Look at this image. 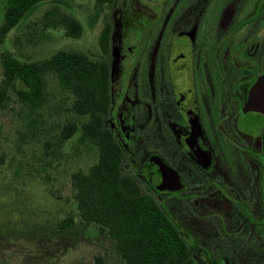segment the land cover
I'll return each mask as SVG.
<instances>
[{
    "label": "rangeland",
    "instance_id": "374dc122",
    "mask_svg": "<svg viewBox=\"0 0 264 264\" xmlns=\"http://www.w3.org/2000/svg\"><path fill=\"white\" fill-rule=\"evenodd\" d=\"M6 1L0 0V23ZM53 5L81 21L80 37H70L63 29L42 30L39 19ZM96 10L95 0H44L0 43V53L10 49L22 60H34L58 49H77L98 59L103 56L99 37L110 21L111 95L122 113L116 123L112 112L107 124L127 129L132 101L136 118L133 150L138 165L125 154L123 173L137 177L144 193L167 204L191 239L209 250L212 264H264V205L260 210V201L248 193L260 187L263 176L264 165L254 152L260 150V137L254 148L248 138L259 135L263 118L243 111L248 90L264 72V0H115L97 18ZM29 33L35 35L34 44H15L17 37L25 39ZM170 48L174 56L185 52L193 75L209 87L198 85L197 99L180 106L181 112L175 110L172 93L178 84L190 86L192 78L188 73L181 79ZM234 61L242 66L237 68ZM50 89L58 94L51 78ZM10 94L16 98L14 90ZM206 95H212L211 105ZM201 103L206 115L202 122L193 115ZM171 112L178 113L180 122H190L189 138L196 145L179 140L183 131L178 124L166 125ZM22 129L18 103L0 109V264H93L98 254L106 255L109 264L121 263L111 236L97 224L80 222L72 195L70 171L88 167L94 157L72 153L47 174L38 172L44 149L36 142L21 144ZM76 136L66 143L67 150ZM150 154L151 162L161 157L188 179L186 194L179 195L180 188L151 192L147 169L141 170ZM137 169L141 171L136 174ZM204 184L211 185L206 189ZM68 212L76 215V224L58 231L56 222ZM195 258L197 264H209L200 252Z\"/></svg>",
    "mask_w": 264,
    "mask_h": 264
},
{
    "label": "trees",
    "instance_id": "16d2710c",
    "mask_svg": "<svg viewBox=\"0 0 264 264\" xmlns=\"http://www.w3.org/2000/svg\"><path fill=\"white\" fill-rule=\"evenodd\" d=\"M42 1L7 0L0 23V43ZM114 1L95 0L94 17ZM38 24L42 30L63 29L74 38L80 37L84 30L74 14L58 5L48 8ZM112 32V24L106 20L99 37L103 56L98 59L82 50L58 49L47 57L22 60L12 50H3L0 109L6 110L14 101L18 103L23 126L19 131L21 144L36 142L44 149L42 170L38 172L47 174L54 164L58 166L71 158L72 153L75 157H94L88 167L78 166L70 171L72 195L80 222L97 224L101 232L114 240L121 258L119 264H197V252L212 264L207 257L209 250L191 239L190 232L165 205L142 191L137 177L122 171L125 151L115 130L107 124L112 112ZM27 36L17 37L15 44L19 47L34 44L35 35ZM50 78L55 81L58 94L51 91ZM75 135L67 150L66 143ZM74 224L76 215L68 212L56 222L55 228L63 231ZM93 264H109L108 258L98 254Z\"/></svg>",
    "mask_w": 264,
    "mask_h": 264
},
{
    "label": "flooded vegetation",
    "instance_id": "af4514ba",
    "mask_svg": "<svg viewBox=\"0 0 264 264\" xmlns=\"http://www.w3.org/2000/svg\"><path fill=\"white\" fill-rule=\"evenodd\" d=\"M247 42L245 41V42H243V46H244V44H246ZM242 47V46H241ZM241 49V48H240ZM240 49L238 50V52L240 51ZM169 55H171V48L169 49V53H168ZM121 57H122V55H121ZM168 60L170 61V59L168 58ZM234 64L236 65V67L237 68H239V66L241 67L242 65H238V63L236 62V61H234ZM167 66H168V64H167ZM176 69H177V71H179V72H181V73H184V64L181 66V67H176ZM190 70H191V72H190V74H191V78H192V83L190 84V87H187V86H184L183 88L181 87V85L180 84H178L177 85V88L178 89H176V91L174 92V93H172L173 94V99H174V104H176V108H175V110L177 109V110H179L180 112L182 111V109H179L180 108V106H185V105H187V104H191L192 103V101H194L195 99H197V95H198V85H200V84H202V86H201V88L204 90V89H206V88H209V87H207V84H205V83H201V79H200V82L196 79V76H194L193 75V65H192V67L190 68ZM165 72V75H166V70L164 71ZM257 73V72H256ZM169 74V73H168ZM262 74H264V72L262 73ZM262 74H259L257 77H259L260 75H262ZM159 75H160V73H159ZM170 75V74H169ZM167 76V75H166ZM165 76V77H166ZM165 77H164V79H165ZM176 78V80L177 81H179V83H180V79L179 78H177V77H175ZM257 79V78H256ZM121 82V81H120ZM156 82H157V84H158V78H157V80L155 81V84H156ZM255 82V81H254ZM253 82V83H254ZM156 84V85H157ZM161 84V83H160ZM253 85V84H252ZM160 86V85H159ZM248 92H249V90H248ZM186 95H185V94ZM184 94V95H183ZM119 95V94H118ZM187 95H189L188 97L189 98H186L187 97ZM247 95H248V93H247ZM247 95H246V97L244 98V104H245V102H246V99H247ZM130 97L132 98V95H130ZM212 95L211 96H209V95H206V98H207V100L206 101H209L208 102V104H210V102H212ZM244 104H243V106H244ZM211 105V104H210ZM200 106V105H199ZM188 107V106H187ZM115 109V110H114ZM129 109L131 110V118H132V121L131 122H129V124H128V128L127 129H123V130H121L120 129V126H118V124H116V123H118L119 121H120V114L119 113H122V111H121V107H120V103H118V104H114L113 102H112V112H113V114H114V120L116 121L117 120V122L112 126V128L115 130V132H116V134H117V136H118V138H119V140L122 142V145H123V148H124V151H125V154L127 155H130L132 158H133V162H134V166H137L138 165V159H137V156L135 155V153H134V150H133V148H134V141H133V133L135 132V123H136V118H135V114H134V101H132V103H131V105H129ZM174 110V111H175ZM178 111V112H179ZM111 112V113H112ZM196 112V110H194L193 111V115H196L197 114V120L199 119L201 122L202 121H204V118H203V116H206L205 115V111H204V106H203V104L201 103V107H200V109L198 110V112L197 113H195ZM187 114H189V116L190 115H192L190 112H188ZM178 116V113H175L174 115H173V112H171V117H167V120H166V125L167 124H170L171 126H175L176 127V125L178 124V126H180L181 127V129H180V131L182 132L181 134H180V138H179V140L182 142V141H184V142H186V143H190V145H192L193 146V144H195L196 145V142L194 141V138L191 140L190 138H189V133L191 132V130H192V128L190 127V122H188L189 123V125L188 124H185V122H180L177 118ZM181 116V115H180ZM177 120H178V123H177ZM181 123H183V125H179V124H181ZM126 124V123H125ZM219 129H220V127H219ZM218 129V130H219ZM263 130H264V126H263V128L262 129H260V132H259V135L258 136H256V137H254V138H250V137H248L249 138V143L251 142V146L254 148V142H256V140H257V138L258 137H260V141H259V145L261 146L260 147V150H255L254 152H255V154L256 155H258L259 156V158H260V160L262 161V163H263V165H264V155L262 154V133H263ZM224 131V130H223ZM204 134L206 135V136H210V134L208 133V131L206 130V131H204ZM186 135V136H185ZM193 135V137H194V134H192ZM211 137V136H210ZM242 137V139H243V136H241ZM186 138H188V140L186 139ZM189 141H191V142H189ZM252 148V149H253ZM152 155H154V154H150L149 156H147L145 159H144V161H143V164L141 165V170H143L144 168H146L147 169V174H148V178H147V184H148V186H149V188H150V190H151V192L153 193L154 191H162V192H165V191H169V190H163V189H159V188H157L154 184H153V182L151 181V179H150V177H149V173L150 172H155L156 170L155 169H157L158 168V165L156 164V161L155 162H151L150 161V158H151V156ZM155 156H156V154H155ZM157 158H159V159H161V160H163L161 157H157ZM164 161V160H163ZM165 162V161H164ZM151 165H150V164ZM168 164V163H167ZM170 166V165H169ZM138 170H140V169H137L136 170V174H137V171ZM140 170V171H141ZM176 174H178L179 175V177H180V180H182V182H183V187L180 189V193H179V195H183V194H186L185 192L188 190L187 188H189V182H188V179L184 176V175H181V174H179V173H177L174 169H172ZM141 173V172H140ZM138 179V178H137ZM257 180V179H256ZM258 184L260 185V187L259 188H257V189H255V191L254 190H249L248 191V193H249V195H250V198L253 196V197H255L257 200H259L260 201V210H262V206L264 205V171H263V176L262 177H259V182H258ZM211 184H207V185H203V187H205L206 189L210 186ZM187 187V188H186ZM248 193H247V195H248ZM151 195H153V194H151ZM250 200H252V199H249V201H247V202H250ZM165 207L167 208V204L165 205Z\"/></svg>",
    "mask_w": 264,
    "mask_h": 264
},
{
    "label": "water",
    "instance_id": "95a60500",
    "mask_svg": "<svg viewBox=\"0 0 264 264\" xmlns=\"http://www.w3.org/2000/svg\"><path fill=\"white\" fill-rule=\"evenodd\" d=\"M171 53H172L171 61L174 62L176 67L178 66L181 67L184 64V70H183L184 73H181V79L182 77H184V80H185L187 74L191 72L190 70L191 62L188 59L187 54L185 52H182L174 56L173 52ZM183 87L184 86H182V88ZM188 96L189 95H187L186 98H189ZM243 111L255 112V113H258L260 116H262L263 124L258 129L260 130L263 128L264 126V74L260 75L255 80L253 85L250 87L246 102L243 106ZM156 164L158 165V168L155 169L156 170L155 172H150L149 177L157 188L163 189V190H169V189H174V188L181 189L184 186L182 180H180L179 175L176 174L172 170L169 164H167L166 162H164L163 160L159 158L156 160ZM174 184H176V187L173 186Z\"/></svg>",
    "mask_w": 264,
    "mask_h": 264
}]
</instances>
